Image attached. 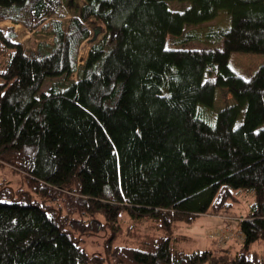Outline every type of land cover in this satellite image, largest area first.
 <instances>
[{"label":"trees","instance_id":"obj_1","mask_svg":"<svg viewBox=\"0 0 264 264\" xmlns=\"http://www.w3.org/2000/svg\"><path fill=\"white\" fill-rule=\"evenodd\" d=\"M220 11L230 20L221 49L166 48ZM5 21L41 37L26 49L0 26L1 160L86 220L23 197L0 201V264L99 261L79 242L101 228L115 264H204L214 253L176 249L175 229L239 191L254 200L234 219L242 248L231 262L264 264V247L260 259L242 252L264 243V65L249 79L229 66L232 52L264 55V0H0ZM89 22L99 34L80 65ZM220 88L233 102L216 112ZM124 215L143 231L133 223L124 239Z\"/></svg>","mask_w":264,"mask_h":264},{"label":"rangeland","instance_id":"obj_2","mask_svg":"<svg viewBox=\"0 0 264 264\" xmlns=\"http://www.w3.org/2000/svg\"><path fill=\"white\" fill-rule=\"evenodd\" d=\"M75 3L80 6L81 0H75ZM169 7L173 11H182L185 8V5L182 3L171 2L169 3ZM65 11L67 16H70L72 13V9L67 7L65 8ZM224 12L225 11H220L219 15L210 22H205L188 28V31L194 35L193 37L188 38L185 41L166 42V48L189 50L221 49L222 38L219 35V31L229 27L230 25L229 15ZM220 15L227 17V23L225 25L218 24L214 26L216 23L223 22V18L218 20L221 17ZM97 25L98 24L96 22H89L88 24L90 28V37L84 41L80 47L78 54V63L80 65L87 57V53L91 47V41L99 34V28ZM0 26L4 28L13 27L17 33V41L20 42L26 49L31 48L36 39L41 37L38 33L35 34L34 32H30L22 25H13L10 21H5L1 23ZM96 31L97 33H95ZM263 65V54L232 52L229 57L230 68L244 79H249ZM59 80H61V78L47 80L42 87V91L47 90L53 82ZM232 102V97L226 89H217L213 109L217 112L223 107L229 106ZM213 121L214 117L210 120V122L213 123ZM2 187H4L3 190ZM22 197V201L24 202L32 200L41 206H46L47 208L60 212L62 216L73 219L84 218V220H86L85 217L80 216L77 212H71L67 202L60 195L46 196L36 192L29 184L28 177L24 172L19 171L14 166L4 162L0 157V201L9 202L12 201L13 198L21 199ZM235 197L236 200H226L225 203H220L219 207L216 209L213 207L208 208L206 213H194L189 222H179L177 228L175 229V234L180 238V240L175 243L176 249L184 252L212 251L215 258L205 262L204 264H222L221 257L223 256L227 257L224 264H229L228 262L232 264V259L241 252L242 243H239V237L228 240L227 243L219 244L221 242L218 243V238L216 236L220 234L222 236V231L226 230V228L229 230L232 229V227H235L237 225L234 220L235 218L238 219L247 216L254 200V195L251 192L239 191L235 193ZM214 211L217 215L213 214ZM97 220L104 222L100 214L97 215ZM133 223L135 224L136 229L138 228L137 230L139 232L143 231L145 224L144 221L133 222L128 216L124 215L123 221L121 222L122 228L124 229V239L126 238L127 227L132 226ZM67 228H71L70 230L75 235H78L80 232L79 229L74 228L71 223ZM106 237L107 231L104 228H101L95 236L84 235L81 237L79 245L88 254V256L99 258V261H92L90 264H115L113 262V256L110 253L108 255L106 253ZM110 243L113 247L121 245L118 237L112 239ZM127 244H129V242H127ZM225 246H228L229 249L222 248ZM263 247L264 243L262 241H257L252 244L247 251L244 250L242 252L247 253L246 255H250L251 257L257 255L258 259H260Z\"/></svg>","mask_w":264,"mask_h":264},{"label":"built area","instance_id":"obj_3","mask_svg":"<svg viewBox=\"0 0 264 264\" xmlns=\"http://www.w3.org/2000/svg\"><path fill=\"white\" fill-rule=\"evenodd\" d=\"M222 234H223L222 236H221V234L216 236L218 238V243L221 242L219 244L226 243V242H228V240H232L235 237L241 236V232L239 231V229H237V230L229 229L228 230V228H226V230L222 231Z\"/></svg>","mask_w":264,"mask_h":264},{"label":"water","instance_id":"obj_4","mask_svg":"<svg viewBox=\"0 0 264 264\" xmlns=\"http://www.w3.org/2000/svg\"><path fill=\"white\" fill-rule=\"evenodd\" d=\"M95 33H97V31Z\"/></svg>","mask_w":264,"mask_h":264}]
</instances>
